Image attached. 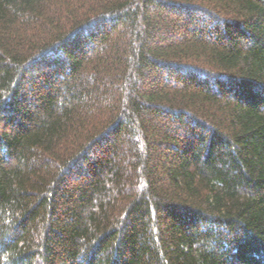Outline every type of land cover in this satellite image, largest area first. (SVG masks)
I'll use <instances>...</instances> for the list:
<instances>
[{"label":"trees","instance_id":"16d2710c","mask_svg":"<svg viewBox=\"0 0 264 264\" xmlns=\"http://www.w3.org/2000/svg\"><path fill=\"white\" fill-rule=\"evenodd\" d=\"M0 264H264V0H0Z\"/></svg>","mask_w":264,"mask_h":264}]
</instances>
